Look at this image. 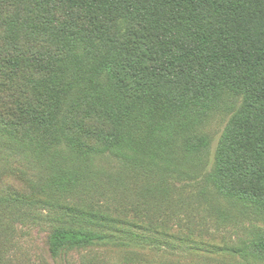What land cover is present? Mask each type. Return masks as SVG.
<instances>
[{
	"label": "trees",
	"instance_id": "1",
	"mask_svg": "<svg viewBox=\"0 0 264 264\" xmlns=\"http://www.w3.org/2000/svg\"><path fill=\"white\" fill-rule=\"evenodd\" d=\"M0 37V66L46 83L39 91L25 86L21 118L0 117V133L40 145L66 141L90 162L148 149L155 164L161 150L175 151L176 123L207 119L231 93L243 97L206 181L264 211V0H0ZM78 42L83 53L74 51ZM75 63H82L77 76L67 69ZM104 74L107 82L95 86L93 76ZM75 77L80 85L66 112L61 95ZM210 148L205 137L184 146L200 156ZM75 212L98 219L92 210ZM106 241L61 227L50 249ZM239 255L264 257V237Z\"/></svg>",
	"mask_w": 264,
	"mask_h": 264
},
{
	"label": "rangeland",
	"instance_id": "2",
	"mask_svg": "<svg viewBox=\"0 0 264 264\" xmlns=\"http://www.w3.org/2000/svg\"><path fill=\"white\" fill-rule=\"evenodd\" d=\"M122 28L136 32L124 23ZM76 45L74 51L83 53ZM81 64L67 69L77 76ZM93 77L95 86L107 82L105 74ZM80 80L69 81L61 95L66 112ZM28 84L39 91L46 83L0 66L1 118H21L19 102ZM242 107L243 97L231 93L207 119L176 123L182 127L171 135L175 151L161 150L155 164L148 149L141 156L126 150L90 162L66 141L40 145L1 132L0 264H264V257L239 255L264 237V211L206 181L220 138ZM203 137L211 144L207 155L184 150L190 140ZM75 210H92L98 219L75 217ZM61 227L100 232L108 241L54 254L50 239Z\"/></svg>",
	"mask_w": 264,
	"mask_h": 264
}]
</instances>
